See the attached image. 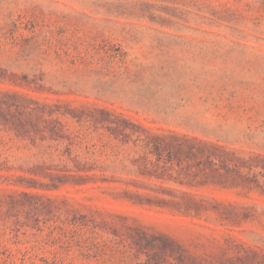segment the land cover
<instances>
[{
  "label": "rangeland",
  "instance_id": "374dc122",
  "mask_svg": "<svg viewBox=\"0 0 264 264\" xmlns=\"http://www.w3.org/2000/svg\"><path fill=\"white\" fill-rule=\"evenodd\" d=\"M0 264H264V0H0Z\"/></svg>",
  "mask_w": 264,
  "mask_h": 264
}]
</instances>
